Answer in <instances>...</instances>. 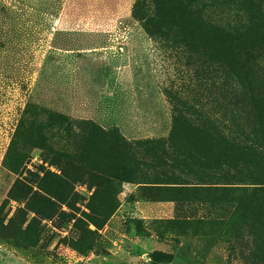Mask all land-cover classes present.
<instances>
[{"label":"rangeland","instance_id":"obj_1","mask_svg":"<svg viewBox=\"0 0 264 264\" xmlns=\"http://www.w3.org/2000/svg\"><path fill=\"white\" fill-rule=\"evenodd\" d=\"M242 7L264 18V0ZM176 42L175 0H0V264H264L256 250L264 231L253 219L207 202L172 218L175 211L150 203L198 201L176 199L194 195L176 179L195 181L191 172L215 165L202 154L242 157L247 141L203 134L230 126L221 116L238 102L227 92L238 80L205 49ZM258 49L235 88L245 97L252 90L264 107V45ZM29 105L28 134L13 145ZM87 122L116 127L134 144L136 180L107 176L115 172L111 154ZM244 123L236 128L247 131ZM262 154L246 156L252 165L243 169L258 181ZM40 181L58 192L51 202ZM140 234L166 240L171 251H145L135 243Z\"/></svg>","mask_w":264,"mask_h":264},{"label":"trees","instance_id":"obj_2","mask_svg":"<svg viewBox=\"0 0 264 264\" xmlns=\"http://www.w3.org/2000/svg\"><path fill=\"white\" fill-rule=\"evenodd\" d=\"M262 16L263 13L260 11L252 14L249 10L243 9L242 0H175L176 43L183 45L194 43L196 47L205 49L209 58L217 64L225 65L228 70L225 69V71L232 73L233 80L235 78L238 80L230 83L227 90L229 95H238V102L232 107H223L224 111L221 116L223 120L231 122L230 126L225 125L226 129L209 126L204 129L203 134L210 137L220 135L222 139L228 134H247V141H241L238 146L242 157H236L232 153H221V151L202 154L205 162H212L215 159V165H210L203 173L196 170L191 172L195 181L187 182L182 178L176 179L175 184L192 185L190 189L194 194L180 196L176 199L194 198L212 204L217 210L231 216L240 214L249 221L253 219L261 232L264 231V199H261L264 198V181H258L251 173H243V169L252 165V158L246 156L264 152L262 147L257 148L259 145L264 147V107L254 103L252 90L250 93L246 92L250 95L245 97L242 90L238 92L235 86L243 83V74H246L255 60L261 57L262 51L258 47L264 45V18ZM246 101H250V106L243 104ZM34 109L30 105L25 108L24 115L16 127L13 145L23 140V136L28 134L23 126L29 122L28 112ZM197 116L205 117L209 122L218 120L215 112L205 114L197 111ZM50 117L54 124L60 126L66 122L65 117L59 113H52ZM239 121H245L247 131L236 128ZM87 123L91 127L90 131L98 137L96 143L99 141L100 147L104 146L105 150L111 154L115 172L111 167L112 171L107 176L113 179L136 180L138 160L134 144L128 141L116 127L105 128L93 122ZM258 135L263 138L262 144L256 139ZM249 137L250 140H248ZM87 140H90L89 136ZM243 142L244 144H241ZM227 164L229 168L225 167ZM238 165H241L242 171L237 169V172L233 173L230 167ZM37 190L44 192L49 202L51 198L58 195L56 189L49 188L41 181L38 183ZM262 240L263 244L261 243L258 249L256 247L259 259V251L264 254V237Z\"/></svg>","mask_w":264,"mask_h":264},{"label":"crops","instance_id":"obj_3","mask_svg":"<svg viewBox=\"0 0 264 264\" xmlns=\"http://www.w3.org/2000/svg\"><path fill=\"white\" fill-rule=\"evenodd\" d=\"M133 189H136V185H134ZM141 196H142V190H141ZM148 201V200H147ZM190 202L192 203L193 209H196V207H199L202 209V202L201 201H184V200H175V199H160V200H153L150 201V203L155 207V208H160L165 211L167 209L170 212L173 213L172 218L175 217H180V216H189V207H190ZM187 204V205H186ZM186 205V206H185ZM183 207H187L183 209ZM195 211V210H193ZM178 212H188L186 214H180ZM191 212V211H190ZM189 218V217H187ZM135 243H139L145 251H153V250H162L166 252L171 251V246L166 242V240H161V238L155 236L154 234H145V235H139L138 238L135 239Z\"/></svg>","mask_w":264,"mask_h":264}]
</instances>
